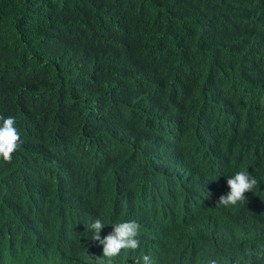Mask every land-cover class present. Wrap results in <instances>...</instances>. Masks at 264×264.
<instances>
[{
  "label": "trees",
  "instance_id": "trees-1",
  "mask_svg": "<svg viewBox=\"0 0 264 264\" xmlns=\"http://www.w3.org/2000/svg\"><path fill=\"white\" fill-rule=\"evenodd\" d=\"M257 28L264 29V0H0V115L15 117L22 141L11 163L0 158V264H19L16 250H26L29 228H39L27 230L21 216L34 213L23 207L50 211L64 196L86 197L103 172L125 189L120 172L150 201L123 170L148 161L140 140L167 167L196 159L205 179L224 181L254 162L260 172L251 174L264 181V155L225 141L228 132L242 139L237 117L189 116L190 79L203 78L215 60L230 66L263 48L241 41ZM226 94L243 99L231 85ZM99 156L111 161L104 169ZM90 201L99 213L102 194ZM10 232L21 233L16 249Z\"/></svg>",
  "mask_w": 264,
  "mask_h": 264
},
{
  "label": "clouds",
  "instance_id": "clouds-1",
  "mask_svg": "<svg viewBox=\"0 0 264 264\" xmlns=\"http://www.w3.org/2000/svg\"><path fill=\"white\" fill-rule=\"evenodd\" d=\"M241 38L245 45L252 40L264 45V29L257 28L251 33L246 29ZM261 53L264 47H253L230 66L215 60V64H208L209 71L203 78L193 76L189 88L194 94V104L189 116L217 120L221 114L237 117L243 125L242 139L228 132L225 141L235 145L241 142L264 155V55ZM229 85L242 92V101L227 96ZM0 122V158L11 163L22 144L21 137L15 117L0 115ZM137 142L148 161L143 167L131 165L123 170L141 183L150 201L141 199L137 184L120 172L119 182L125 189H120L116 179L103 172L97 182L84 189L86 197L80 194L69 201L64 196L63 207L50 211L44 207H23L21 211L34 213L21 216L27 230L34 223L39 228L34 231L29 228L26 250H16L21 254L19 264H97L102 259L122 264L264 263V181L251 174L260 172V165L253 162L248 169L238 170L224 181L217 176L205 179L208 176L199 172L198 160L167 167L163 158L148 154L152 148L146 140ZM98 160L103 169L111 162L101 156ZM262 167L264 173V163ZM178 174L181 176L177 177ZM177 180L180 185L174 188ZM98 191L103 206L95 213L90 200ZM35 192L39 205L42 191L37 188ZM44 193L43 205L46 204ZM159 199L165 203L158 205ZM200 219L205 222L196 224ZM20 237L21 233L7 235L15 249Z\"/></svg>",
  "mask_w": 264,
  "mask_h": 264
},
{
  "label": "bare ground",
  "instance_id": "bare-ground-1",
  "mask_svg": "<svg viewBox=\"0 0 264 264\" xmlns=\"http://www.w3.org/2000/svg\"><path fill=\"white\" fill-rule=\"evenodd\" d=\"M179 122V121H178ZM177 122V123H178ZM178 139V138H177ZM174 142V141H173ZM172 144V143H171ZM172 146H174V145H172ZM172 146L170 145V147L172 148ZM171 148H169V149H171ZM174 148V147H173ZM171 151V150H170ZM170 154V153H169ZM172 155V154H171ZM175 158V157H174ZM122 185V184H121ZM66 187V186H65ZM71 194H72V192H71ZM81 194V193H80ZM76 195V194H75ZM72 198H74V197H72ZM87 230H89V227L87 226Z\"/></svg>",
  "mask_w": 264,
  "mask_h": 264
}]
</instances>
